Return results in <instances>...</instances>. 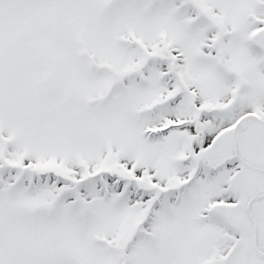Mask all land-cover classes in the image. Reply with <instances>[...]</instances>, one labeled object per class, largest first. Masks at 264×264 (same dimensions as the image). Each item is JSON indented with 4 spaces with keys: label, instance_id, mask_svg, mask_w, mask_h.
<instances>
[{
    "label": "snow or ice",
    "instance_id": "obj_1",
    "mask_svg": "<svg viewBox=\"0 0 264 264\" xmlns=\"http://www.w3.org/2000/svg\"><path fill=\"white\" fill-rule=\"evenodd\" d=\"M0 264H264V0H0Z\"/></svg>",
    "mask_w": 264,
    "mask_h": 264
}]
</instances>
